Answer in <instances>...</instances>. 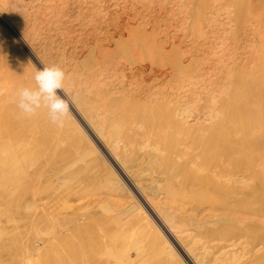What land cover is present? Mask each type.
I'll list each match as a JSON object with an SVG mask.
<instances>
[{"label": "bare ground", "instance_id": "obj_1", "mask_svg": "<svg viewBox=\"0 0 264 264\" xmlns=\"http://www.w3.org/2000/svg\"><path fill=\"white\" fill-rule=\"evenodd\" d=\"M22 1H12L9 10L0 9V20L25 48L16 43H10L15 51L0 48V121L4 124L0 127V197L5 205L16 198L21 201L17 204L30 209L26 217L33 232L26 256L18 264H50V257L60 252L63 264H71L72 258L86 259L99 249L97 264H142L148 242L161 255L160 264H264V0L179 2L182 12L191 17H184L191 33L187 44L176 37L177 41L169 36L159 39V31L146 28L148 0ZM120 2H129L131 13L117 17ZM22 21L31 24L27 34L18 25ZM39 24L47 31L40 32ZM39 33L61 34L59 45L77 39L87 50L86 55H77L73 45L68 61H64L67 56L61 60L68 71L69 111L59 125L48 124L46 109L29 117L13 102L21 84L34 87V72L40 69L32 57L43 69L45 59L34 46L39 45L34 44ZM72 33L74 37H69ZM0 34L5 35L1 28ZM51 39L46 40L51 44ZM111 46L114 50L120 46L127 60L136 49L147 60L162 58L166 66L156 69L149 61L151 85L129 94V89L115 87L109 80L114 59H103L106 68L93 67ZM144 66L138 63L136 69L142 71ZM50 124L54 129L48 134ZM58 127L63 137L75 132L77 136H69L75 137L73 146L84 157L94 155L111 175L110 190L98 197L96 209L77 194L88 180L69 169L72 153L66 151L67 160ZM65 143L69 150L67 142L61 144ZM52 178L57 188L51 199L54 207L59 208L65 194L72 195L68 212L58 209L57 215L56 207L34 195L41 193V187L48 188L43 186L50 179L51 184ZM120 190L130 198L115 204L109 194ZM142 219L145 223H140ZM139 233L147 237L146 244L132 240Z\"/></svg>", "mask_w": 264, "mask_h": 264}, {"label": "rangeland", "instance_id": "obj_2", "mask_svg": "<svg viewBox=\"0 0 264 264\" xmlns=\"http://www.w3.org/2000/svg\"><path fill=\"white\" fill-rule=\"evenodd\" d=\"M12 1H14V0H12ZM11 0H0V9L1 10H6V8H7V10H9L12 6H8V5H12L13 4V2H12ZM157 1V2H156ZM159 1H161V2H159ZM171 3H170V2ZM173 1V2H172ZM24 4L25 3H29V0H24V1H22ZM152 2V3H151ZM151 2H150V0H148L147 1V5H145V9H144V15H145V18H144V20L146 21V23L147 22H149V23H151L152 24V26L148 23V25H147V29H149V31L150 30H152V31H155V33H157L158 31V37H159V39L161 38V39H166L168 36L171 38V39H173L174 41H177V40H184V41H186V42H184L185 44H187L188 43V41L190 42V37H191V33H190V29L189 28H187L188 27V22L189 21H187V20H190L191 19V17L188 19L186 16H188V14H186L185 12H182V8L183 7H181V4H182V2L183 3H185V0H151ZM179 2L181 3V4H179ZM122 2H120V6H118V15H117V17H119L120 15L121 16H123L124 14L123 13H125V14H128V13H131V8H132V6H130V3L129 2H127V3H125V4H121ZM157 3V4H156ZM4 4V5H3ZM150 4V5H149ZM179 4V5H178ZM169 5V6H168ZM8 6V7H7ZM177 6V7H176ZM180 6V7H179ZM10 7V8H9ZM147 7V8H146ZM152 7V8H151ZM168 7V8H167ZM170 7V8H169ZM166 8V9H165ZM175 8V9H174ZM111 9V8H110ZM153 9V10H152ZM181 9V10H180ZM165 10V11H164ZM167 10V11H166ZM176 10V11H175ZM178 10V11H177ZM210 11H212L213 10V12L215 11L213 8H210L209 9ZM160 11V12H159ZM173 11V12H172ZM146 12V13H145ZM154 12V13H153ZM169 12V13H168ZM151 13V14H150ZM156 13V14H155ZM163 13V14H162ZM167 13V14H166ZM171 13V15H169ZM172 13H173V15H172ZM210 13V12H209ZM212 13V12H211ZM210 13V16L213 14V15H217V14H214V13H212L211 14ZM123 14V15H122ZM162 14V15H161ZM166 14V15H165ZM179 16H178V15ZM186 14V15H185ZM183 15V16H182ZM148 16V17H147ZM158 16H159V18H158ZM174 16V17H173ZM146 17H147V19H146ZM153 17H155V18H153ZM168 17V18H167ZM178 17V18H177ZM187 19V20H185V18ZM189 17V16H188ZM173 18V19H172ZM175 18V19H174ZM180 18V19H179ZM163 21H162V20ZM177 19H178V21H180V22H178L177 21ZM182 19H184V20H182ZM159 20H161V22L159 21ZM166 22H165V21ZM169 20V21H168ZM183 22H182V21ZM41 21V20H40ZM40 21H39V23H40ZM153 21V22H152ZM156 21V22H155ZM171 21V22H170ZM176 21V22H175ZM37 22V21H36ZM156 24H155V23ZM178 22V23H177ZM169 23L172 25L173 23V25L171 26V25H169ZM176 23V24H175ZM25 24H27V22L26 21H22V22H19L18 23V25H20V27H21V30H23V32H27L28 33V31H29V29H31L30 27H31V24H27V25H25ZM160 24V25H159ZM165 24V25H164ZM178 24V25H177ZM182 24H183V26H182ZM30 25V26H29ZM41 24H39V28L40 29H38L40 32H42V31H44L45 30V27H42V26H40ZM158 25V26H157ZM168 25V26H167ZM162 28H160V27ZM167 26V27H166ZM177 26V27H176ZM29 27V28H28ZM186 27V28H185ZM0 28L2 29V31H4V33H5V35L3 34V35H1L0 34V48L1 49H7V47H10L11 48V44H12V46H15V45H17L18 46V48H22V49H24L25 50V48L22 46L23 45V43H21V41H19L18 40V38L9 30V28L5 25V23L4 22H2L1 20H0ZM41 28H43L42 30H41ZM151 28V29H150ZM178 28H180V29H178ZM171 29V30H170ZM183 29H184V31H183ZM185 29H186V31L187 32H185ZM27 30V31H26ZM38 30H36V33H37V31ZM174 30V31H173ZM182 30V31H181ZM47 30H45V32H46ZM62 31V30H61ZM60 31V32H61ZM173 31V32H172ZM59 32V33H60ZM169 34H168V33ZM183 32H185V33H183ZM26 33V34H27ZM63 33L65 34V32L63 31ZM163 33V34H162ZM171 33V34H170ZM40 34V36L42 35L43 37L41 38L38 34H35L37 37H36V39L37 40H35L34 38H35V35H34V38L32 37V39H34L35 41H37L36 43H34V44H39V45H34V46H36L35 47V50L38 52L39 51V54L38 55H40V58H41V56H42V58L44 57V59L46 60L47 58H45V57H48V60H43V62H42V68H43V66H51L52 64H55V65H59L60 67H63L65 64L63 63L64 61H68V56H67V53H69V51H71L72 50V46L73 45H75L76 47H73V49L74 48H76V50L77 51H75V49H74V51H75V53H77V55H81V53L82 52H86L84 55H86L87 54V50H86V47H81V45H82V43L81 44H79L80 42H78L77 43V39H75V41H76V43H75V41H74V43L73 42H69V44L67 43V42H65L66 44H67V46H66V44L65 43H63V44H65V45H63L62 43L59 45V41H60V38L62 37L61 36V34L59 35L58 33L57 34H55V36H51V35H49V36H46L45 35V33H39ZM58 37H57V36ZM70 36L69 37H71V35H72V37H74L73 36V33L72 34H69ZM163 35V36H162ZM172 35V36H171ZM175 35V36H174ZM184 35H186V36H184ZM190 35V36H189ZM44 36H46L47 38H45ZM66 36V35H65ZM188 36V37H187ZM8 37V38H7ZM51 37L53 38V39H55V40H53V39H51ZM166 37V38H165ZM175 37H176V39H175ZM185 37V38H184ZM187 37V38H186ZM41 38V39H40ZM46 40H52L51 42L53 43V45H52V43L50 44V42L48 43V41L46 40L45 42L44 41H42V40H44V39ZM57 39V40H56ZM59 39V40H58ZM66 39V38H65ZM74 39V38H73ZM189 39V40H188ZM33 40V41H34ZM39 40L40 41H42V42H39ZM12 41V42H11ZM34 41V42H35ZM57 42H58V46L56 45L57 44ZM61 42V41H60ZM11 43V44H10ZM16 43V44H15ZM18 43H19V45H18ZM71 43H73V44H71ZM15 44V45H14ZM47 44H49V45H47ZM42 45V46H41ZM45 45V46H44ZM51 45V46H50ZM62 45L64 46V47H62ZM83 46V45H82ZM43 47V48H42ZM56 47V48H55ZM60 47V48H59ZM78 47H80V48H78ZM112 47H113V50H112ZM114 47L115 46H111V50H109V47H108V49L106 50V52L104 51V53H103V55H102V57H101V55H100V59H99V56H98V60H97V63H100V64H97V63H94V65H93V67L95 66V69H97L98 67L100 68L101 67V69H103V68H106L105 66H104V64L102 63V61H103V59H109L108 61H111L112 59H114V60H112L111 61V63L112 64H114V62H115V64L113 65V68H112V74L113 75H109L110 77V81L112 82V84L115 86V87H118V88H122V87H124L126 90H128V92H129V94H131L132 92H134V94H135V92L138 90V88H140V86L142 85V86H144V88H145V86H147V85H151V84H149V82H150V80H149V78H148V70H150L149 69V64H150V62L149 61H153V64H152V66L154 67V68H156V69H161V68H164V66H166L165 65V61L163 62V64L161 63L162 62V58H159V59H157V60H159V62L158 63H160V65H158V64H156V62H157V60L156 61H154V60H147V58H149L148 56L146 57V55H144V57L142 56L143 54H144V52H142L143 54H138L139 52L138 51H136V49H133L132 50V52H130L132 55H134L135 53H137V54H135L133 57H132V55H131V58H128V60H127V58H122V56L121 55H123V54H121V52L123 53V50H118L119 48H120V46H116V50H114ZM119 47V48H118ZM48 48V49H47ZM54 48V49H53ZM65 48V49H64ZM85 48V50H83ZM12 50H14L15 51V49L14 48H11ZM41 49H43V51L41 50ZM46 49V50H45ZM51 49V50H50ZM55 49H57V50H55ZM62 49H64V50H62ZM27 50V49H26ZM49 50H50V52H49ZM59 50V51H58ZM79 50H82V51H79ZM135 50V53L133 52ZM17 51V50H16ZM19 51V50H18ZM62 51H63V53H62ZM109 51H111L112 53H113V55H112V53H111V55H110V52ZM169 52L171 51L170 49L168 50ZM79 52H81V53H79ZM46 53H48V54H46ZM118 53H119V55L121 56V60H119L120 59V57H119V55H118ZM62 54V55H61ZM65 54V55H64ZM106 54H107V56H108V54H109V56H110V58H108L107 56H106ZM115 54H116V56H118L119 57V59L118 58H116V56H115ZM47 55V56H46ZM106 57H105V56ZM51 56V57H50ZM60 56H61V58H60ZM67 56V58H65ZM103 56H104V58H103ZM112 56V57H111ZM115 56V57H114ZM140 56V58H138V57ZM144 58L143 60H142V57ZM136 57L139 59V61H138V59H136ZM145 57H146V59H145ZM51 58H52V60H51ZM58 58V59H57ZM65 58V60L64 61H61L62 59H64ZM71 58V57H70ZM106 59V60H107ZM111 59V60H110ZM124 59V60H123ZM126 59V60H125ZM129 59H131V60H129ZM140 59L143 61H140ZM151 59V58H150ZM69 60H71V59H69ZM132 60H133V62H134V64H133V62H132ZM135 60V61H134ZM137 60V61H136ZM160 60H161V62H160ZM163 60H165V58L163 57ZM56 63H55V62ZM107 61V62H108ZM130 61L132 62V64L130 63ZM149 63H148V62ZM32 62L36 65V67L38 68V69H40V70H42L41 69V67L37 64V62L35 61V59L32 57ZM46 62H48V64H45ZM49 62H50V64H49ZM122 63V65L120 64V63ZM135 62H138V63H144V65L146 66V68H145V66H144V70L142 69V71L140 70H138V69H136V67L137 68H139L138 67V63H135ZM145 62H146V64H145ZM102 63V64H101ZM105 63V62H104ZM118 63V64H117ZM126 63V64H125ZM155 63V64H154ZM62 66H61V65ZM93 64V63H92ZM96 64V65H95ZM117 64V65H116ZM98 65V66H97ZM124 65V66H123ZM129 65V66H128ZM154 65H156V66H154ZM104 66V67H103ZM117 66V67H116ZM120 69H119V68ZM65 69H64V71H66L67 72V74H68V71H67V68H66V65H65V67H64ZM148 68V69H147ZM127 69V70H126ZM147 69V70H146ZM124 70H125V72H124ZM136 70V71H135ZM123 71V72H122ZM144 71V72H143ZM65 72V73H66ZM118 72V73H117ZM143 72V73H142ZM146 72V73H145ZM121 74H123V75H121ZM142 74V75H141ZM145 74V75H144ZM144 75V76H143ZM115 77H116V79H115ZM125 77V78H124ZM134 80V81H133ZM148 80H149V82H148ZM143 82V84H142V82ZM120 82V83H119ZM133 82H134V84H133ZM141 83V84H140ZM119 84V85H118ZM126 84V85H125ZM135 84H136V86H135ZM141 86V87H142ZM20 87H24V85L23 84H21V86ZM137 87V88H136ZM132 89V90H131ZM133 94V93H132ZM58 95H61L60 94V91L58 90ZM62 96V95H61ZM69 104V103H68ZM47 113V112H46ZM48 114V113H47ZM74 114H75V112H74ZM11 114H10V112H9V114H8V116H10ZM77 116V115H76ZM78 118H79V116H78ZM0 122H2V123H0V127H3V121L1 120ZM50 123V120H49V122H48V124ZM50 127H47L48 129H50V130H47V132H48V134H50L51 132V129L53 128H51V126H53L52 124H50L49 125ZM57 125H55V127H56ZM57 128V127H56ZM54 129V128H53ZM58 129H59V131H60V128L58 127ZM1 130V129H0ZM56 130L57 129H55L54 131L56 132ZM53 131V132H54ZM58 131V132H59ZM50 132V133H49ZM62 133H64V132H62V131H60V135L57 133V135H59V140L61 139V140H63V141H61L60 142V147H63L64 146V149L63 148H61L63 151H64V154H65V156H67L68 155V153L70 152V153H72L73 154V152H74V158H72L73 156H72V154H71V156H70V159L72 158V160H70L69 159V156H67L68 158H67V160L69 159V161H68V163H70L71 164V166H70V164L67 166V167H69L70 166V170L71 171H74V172H77L78 173V175H82L83 177H85L87 180H88V185L86 184V188L84 187V190H83V188H81L80 190H78L77 191V194L79 195V196H83V198L86 200V203L87 204H89L90 206H91V204H94V206L96 205V203L99 201L98 200V197H102V195H105L109 190H110V183H108L109 182V180L111 179L110 177H111V175H110V173L108 172V175H107V171H106V169L105 168H103L104 166H102L101 165V162L99 161V160H97L95 157H93V156H91V154H87L85 157H86V159L85 160H81L82 158L84 159L85 157H84V155H82L83 153H82V151L80 152V150L77 148V146H73V145H76L77 143H74V139H75V137H74V139H71V138H69V136H72V135H74L75 134V132H74V134H73V132H72V134L70 135H68V134H65L64 136L65 137H63V134ZM54 135H55V133H53ZM66 135H67V137H66ZM76 136H77V134H75ZM74 135V136H75ZM65 138H67V139H65ZM77 138V137H76ZM58 139V138H57ZM72 140H73V142H72ZM63 142H67V146L69 147V150L67 149V147L65 146L66 145V143L65 144H61V143H63ZM71 144V146H70V144ZM63 145V146H62ZM73 146V147H72ZM65 147H66V149H65ZM72 147V148H71ZM74 147H76V148H74ZM76 149H78V151L76 152ZM73 150V152H71ZM75 150V151H74ZM66 151H68V153L66 152ZM58 152V151H57ZM70 153H69V155H70ZM54 154H56V153H54ZM83 156V157H81V156ZM90 155V156H89ZM79 157H81V159L79 158ZM79 158V159H78ZM90 158V159H89ZM95 158V159H94ZM75 159V160H74ZM87 159H88V161H87ZM79 160H81V161H79ZM91 160H92V163H90L91 162ZM93 162H94V164H93ZM96 162H98V164L96 163ZM97 164V165H96ZM96 165V166H95ZM92 166V167H91ZM90 168V169H89ZM96 168V169H95ZM98 168H99V170H98ZM55 169V168H54ZM68 169V168H67ZM68 169V170H69ZM73 169V170H72ZM95 171H94V170ZM56 170H58V169H56ZM97 171H98V173H97ZM94 172V173H93ZM101 174V175H100ZM103 174V175H102ZM106 175V176H105ZM110 175V176H109ZM100 176H101V178H100ZM102 176H103V178H102ZM88 177V178H87ZM92 178V179H91ZM100 178V179H99ZM105 178H107V179H105ZM95 179L98 181H96L95 182ZM105 180V182L108 184H106L105 182H104V180ZM93 180H94V182H93ZM101 180H103L102 182H101ZM2 181H3V179H0V192L2 191V188H3V185H2ZM49 181H51V179L50 180H48L47 181V184L45 183V186H43L44 188L45 187H48L49 185V187L48 188H45V190L44 189H42V187H41V190L43 191H41V193H39V191L37 192V193H39L40 195H43L44 193H45V191L47 190V189H50V192L51 193H49V190H47V192H46V194H44L45 196L46 195H50V194H52L53 196H46V200H45V197H44V195L43 196H40L39 194H34L35 196H37V197H41L42 199L44 198V201H46V203L48 204L47 206H49V204H50V207H52L53 209L56 207H54V205H56V204H54L53 205V203H54V201H53V203H52V201H51V199L52 198H54V194L57 192V188L55 189V187H53V186H56V183H55V180H53V178H52V182H51V184L49 183L48 184V182ZM125 181V180H124ZM92 183H93V185H92ZM101 183V184H100ZM105 183V188H104V186H103V184ZM126 183L128 184V186H129V188H130V190L132 191V193L134 194V196L136 197V199L138 200V202H140V204L143 206V207H145V204H144V202H143V199H141L140 198V196L139 195H137V193L135 192V190L134 189H132V187H131V185L129 184V182L126 180ZM97 184H98V188H96L97 187ZM110 184V185H109ZM46 185H48V186H46ZM53 185V186H52ZM100 185V186H99ZM102 187V188H101ZM108 187H109V190H108ZM51 188L54 190H51ZM104 189V190H103ZM90 190V191H89ZM108 190V191H107ZM52 191H53V193H52ZM80 191V192H79ZM121 191V192H120ZM120 191H118V192H112L113 193V195H111V194H109V196H110V198L111 199H113L114 200V203L116 204V203H119V201L120 200H122L121 201V203L123 202H128V200H126L125 198H130V196H128L129 194H127V193H125V191L124 190H120ZM124 191V192H123ZM85 192H87V193H85ZM48 193V194H47ZM81 195H80V194ZM85 193V194H84ZM104 193V194H103ZM119 193H121L119 196H117ZM90 194V195H89ZM115 194V195H114ZM122 194H124V195H122ZM125 194H127V195H125ZM39 195V196H38ZM113 196V197H112ZM114 196H116V197H114ZM127 196V197H126ZM51 197V198H50ZM71 197H72V195L70 194V192L69 193H67V195L65 194V199L63 198L62 199V201L60 202H58V203H60V204H58L57 206H59V208L58 209H61V213H65V212H68L70 209H71V205H72V199H71ZM117 197H120L119 199L117 198ZM40 198V199H41ZM67 198V199H66ZM115 198H116V201H115ZM20 199H24L23 197L22 198H20ZM40 199H39V202L37 201V203L38 204H41L42 202H44L43 200H42V202H40ZM49 199V200H48ZM108 200V199H107ZM117 200H119V201H117ZM126 200V201H125ZM131 199H129V201H130ZM52 203V205H51V203ZM64 201V202H63ZM92 201V202H91ZM17 202H19L20 204H21V201H19V199L17 200L16 198H15V200L13 201V203H9V204H3V202H2V199H1V197H0V246L2 245V246H4L5 245V247L4 248H2V249H0V264H18L19 262H20V260L24 257V256H26V250H27V244L30 242V240H31V236H32V231H31V224H30V220L26 217V215H27V213L29 212V210L30 209H27V208H25L24 206H22V205H19V204H17ZM57 203V202H56ZM70 203V204H69ZM113 203V202H112ZM64 204V205H63ZM67 204V205H66ZM42 205V204H41ZM44 205H46V204H44ZM93 206V207H94ZM65 207H67V208H65ZM63 208V209H62ZM97 208V205H96V207H94V208H92V209H96ZM57 209V207H56V211H55V213L57 212V213H59L58 210ZM146 209H147V206H146ZM80 210H82V211H86L85 209H80ZM149 210V209H148ZM65 211V212H64ZM56 213V214H57ZM142 214V213H141ZM140 214V215H141ZM150 214H151V212H150ZM153 214V213H152ZM58 215V214H57ZM60 215V214H59ZM144 215V214H143ZM142 216V215H141ZM139 217V216H138ZM141 218H145L146 219V217L144 216H142ZM141 218H140V221H141ZM144 219V220H145ZM143 220V219H142ZM144 220L142 221V222H140V223H145L146 221H147V219L145 220V222H144ZM147 223V222H146ZM158 224H159V222H158ZM41 233H43L44 234V232H42V230H41ZM40 233V234H41ZM146 233V232H145ZM144 234V233H143ZM136 236V237H135ZM134 237H133V239L132 240H136V238L138 239V242H142L143 244H146L147 242H146V240H147V237L145 238L143 235H142V233H139V235H135ZM145 239H144V238ZM129 238V237H128ZM141 240V241H140ZM156 241H157V239H156ZM155 240H154V242H156ZM151 243H153V242H148L147 243V249H146V253H147V255H146V257H144V259H143V263L142 264H156L157 262L159 263L160 262V260H161V255L160 254H158V253H156V251L155 250H153V247H151L150 245H151ZM13 244V245H12ZM150 244V245H149ZM8 245H11V246H9V247H7ZM149 245V246H148ZM148 247H150V248H148ZM148 250H150L149 252H148ZM100 252V249L99 250H97L96 252H93L94 254H90V256H88L86 259H78V260H73V258H72V260H70L72 263L71 264H97L98 263V260H99V258H100V256H99V253ZM150 254V255H149ZM149 256V257H148ZM158 256V257H157ZM150 258V259H149ZM147 259V260H146ZM150 261H149V260ZM151 260H154V261H151ZM150 262V263H149ZM63 263H65V259H64V256H63V253H59L57 256H55V257H50V264H63ZM157 263V264H158ZM160 264V263H159Z\"/></svg>", "mask_w": 264, "mask_h": 264}, {"label": "clouds", "instance_id": "obj_3", "mask_svg": "<svg viewBox=\"0 0 264 264\" xmlns=\"http://www.w3.org/2000/svg\"><path fill=\"white\" fill-rule=\"evenodd\" d=\"M33 79L34 87H20L15 92L13 102L16 107L29 117L36 115L39 109H46L50 122L61 124L69 111L64 69L55 64L44 66L34 72ZM58 90L64 95H58Z\"/></svg>", "mask_w": 264, "mask_h": 264}]
</instances>
